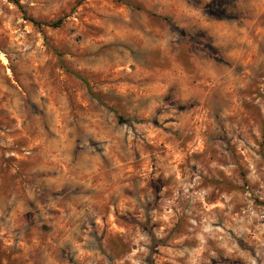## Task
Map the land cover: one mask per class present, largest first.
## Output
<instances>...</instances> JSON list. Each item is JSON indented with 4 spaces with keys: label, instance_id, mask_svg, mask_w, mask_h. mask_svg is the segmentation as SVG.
<instances>
[{
    "label": "rangeland",
    "instance_id": "1",
    "mask_svg": "<svg viewBox=\"0 0 264 264\" xmlns=\"http://www.w3.org/2000/svg\"><path fill=\"white\" fill-rule=\"evenodd\" d=\"M0 264H264V0H0Z\"/></svg>",
    "mask_w": 264,
    "mask_h": 264
},
{
    "label": "trees",
    "instance_id": "2",
    "mask_svg": "<svg viewBox=\"0 0 264 264\" xmlns=\"http://www.w3.org/2000/svg\"><path fill=\"white\" fill-rule=\"evenodd\" d=\"M14 4H16V6L21 10V7L20 5H18V3L16 1H12ZM35 26H40L39 23L35 22V21H31ZM61 21H57L56 23H53V24H49V25H46V26H49V27H58L60 25ZM117 121L119 123H127L128 121L126 119H124L123 117L121 116H117Z\"/></svg>",
    "mask_w": 264,
    "mask_h": 264
}]
</instances>
